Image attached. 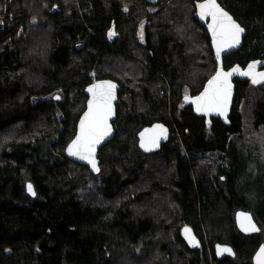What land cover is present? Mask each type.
Instances as JSON below:
<instances>
[{
	"label": "trees",
	"instance_id": "obj_1",
	"mask_svg": "<svg viewBox=\"0 0 264 264\" xmlns=\"http://www.w3.org/2000/svg\"><path fill=\"white\" fill-rule=\"evenodd\" d=\"M196 1H4L11 18L6 11L0 21V264H252L261 235L235 226L237 207L253 211L230 156L251 79H233L224 118L183 102L216 68ZM219 3L245 28L223 68L264 58V0ZM102 78L120 90L115 134L98 149L94 174L64 150L86 85ZM252 114L264 126V94ZM154 122L169 137L144 152L138 133ZM185 224L200 248L181 237ZM216 242L234 257L215 258Z\"/></svg>",
	"mask_w": 264,
	"mask_h": 264
},
{
	"label": "snow or ice",
	"instance_id": "obj_2",
	"mask_svg": "<svg viewBox=\"0 0 264 264\" xmlns=\"http://www.w3.org/2000/svg\"><path fill=\"white\" fill-rule=\"evenodd\" d=\"M201 19L210 17L212 23L209 24V29L212 32L214 43L216 45V54L219 58L223 46L229 48L236 47L240 43L241 34L245 31L231 16L225 12L217 0H204L203 3L197 5ZM143 26H141L142 28ZM114 33L110 32L109 36ZM142 38V31H141ZM254 62L248 65V70L241 72L238 68H233L229 72H224L222 69L216 72V75L208 82V87L200 95L192 100L196 105L197 111L216 110L220 114H224L230 98V80L229 78L234 73H239L244 76H251L253 84L264 83V72L255 73L256 64ZM115 85L110 81H101L93 84L87 89L92 94V99L88 102V111L80 121V131L72 143L68 146L67 151L70 156L78 157L81 160H87L92 165L94 171H99L95 161L96 146L110 134L111 126L108 123L112 115V101L115 99ZM59 99V97H56ZM187 100L188 97L186 96ZM156 128L161 132H166L162 125H157ZM143 136V134H142ZM158 136H153L149 143L153 146H158ZM141 147L146 151L151 150L145 142H141ZM28 192L35 195L32 185L29 184ZM238 218L241 219V228L245 231H259L256 225L252 222L250 215L246 213H238ZM190 231L185 229V232ZM229 253L231 249L227 247H218V254ZM258 264H264V247H261L257 257Z\"/></svg>",
	"mask_w": 264,
	"mask_h": 264
},
{
	"label": "water",
	"instance_id": "obj_3",
	"mask_svg": "<svg viewBox=\"0 0 264 264\" xmlns=\"http://www.w3.org/2000/svg\"><path fill=\"white\" fill-rule=\"evenodd\" d=\"M145 1H147V2H156L157 0H145ZM203 2H204V0H200V1H196V2H195V11H194V14H193V15H194V17L198 20V22H199L200 24H202V25L205 26V29H206V31H207V33H208V36H209V40H210V44H211V48H212V51H213L214 61H215V63H216V68H215L214 73H213V74H212V75L206 80V82H205L203 88L201 89V91H200L197 95L191 97L189 101L191 102V104H192V106H193V111H194L196 114H199V115H203V116H205V117H208L209 115H215V114H217V113H216V110H210V111H203V110H202V111H197V110H196V105H195L194 103H192V100H194L195 97L200 96V95L205 91V89L208 87V82L213 78V76L216 75V72H217L218 70H221V69H222L224 72H229V71H231L233 68H238V69H240L241 72H243V71H247V70H248V65H249V64H252V63H254V62H259V63L256 64V68L254 69V72H255V73L264 72V69H263V68H264V58H262V59H258V60H254V61L248 63L245 67H241L240 65L235 64V65L231 66V67L228 68V69H224V68H223V56L226 55V54H228V53H230V52H232V51H234V50H236V49L240 46V44L242 43V38H243V36L245 35V31L241 34L239 45L236 46V47H232V48H229L227 45H224V46H223L224 50L221 51V54H220V56H219V58H218V57H217V54H216V45H215V43H214V38H213V35H212L211 30L209 29V24L212 23L211 18H210V17H205V18L201 19L200 15H199V8L197 7V5L200 4V3H203ZM217 3L220 5V7H221L225 12L228 13L229 16L232 17V19H233L236 23H238V22L233 18V16H232V15H231V14H230L225 8H223V7L221 6V4L219 3V0H217ZM238 24H239V23H238ZM239 25H240V24H239ZM240 26H241V25H240ZM241 27H242V26H241ZM242 28H244V27H242ZM244 30H245V28H244ZM235 78L243 79V80H244V79H251V76H250V75H249V76H244V75H240L239 73H234V74L229 78V80H230V98H231V94H232V91H233V84H232V81H233V79H235ZM101 81H110V82H112L116 87H115V90H114L115 99L112 101V115L110 116V118H109V120H108V123H109V125L111 126V132H110L109 135H107V136L101 141L100 144H98V145L96 146V150H95V161H96L97 167L99 168V159H98V157H97V155H98V149H99L102 145H104L105 143H107L109 140H111V139L114 137V134H115L114 127H113V121H114L115 118H116V105H117L118 102H119V99H118V92H119V90H120V86L118 85V83H117L116 81H114V80H112V79H108V78H102V79H96V80H93V81L90 82L88 85H86V87H85V89H84L85 94L87 95L85 109L82 111V113L80 114V116H79V118H78V120H77V124H76V132H75L74 136H73L72 139L68 142V144L66 145L65 150H64L65 155H66L69 159H71V160H73V161H75V162H78V163H81V164H84V165L88 166L89 169H90V171H91L92 173H94V174L97 173L98 171H94L93 168H92V165L89 164V163L87 162V160H81V159H79L78 157L70 156V155L68 154L67 148H68V146L72 143V141L76 138V136L79 134V131H80V121H81V119L84 117V114L88 111V102L92 99V94L89 93V92L87 91V89H88L89 87H91L93 84H97V83H99V82H101ZM230 98H229V101H230ZM229 101H228V103H229ZM227 109H228V108H227ZM157 125H162V126H163V129H166V132H161L160 129L156 128ZM142 134H143V136H142ZM153 136H158V137H159V138H158V146H153V145H151V144L149 143L150 139H151ZM168 137H169V129H168L167 125L164 124V123H162V122H154V123H152V124H150V125H147V126L143 127V128L140 130V132L138 133V146H139V148H140L142 151H144V152L155 151V150H156V149H157V148H158V147H159L164 141H166V140L168 139ZM142 140H143V142H145V144H146L149 148H151V150L146 151L145 148L141 147V142H142ZM29 184L32 185V183H31L30 181H26V183H25V190H26V192H27L30 196H33L32 194H30V193L28 192V187H27V186H28ZM32 188H33V191L35 192L33 185H32ZM238 213H246V214L250 215L251 218H252V222H253V223L256 225V227L259 229V226H258V224L256 223V221L254 220V218H253L251 212H250L249 210H244V209L238 208V209L235 210V212H234V223H235V226H236L237 230H238L241 234H243V235H251V234H255V233H257L258 231L252 232V231H245V230H242V228H241V219H242V218H238ZM186 228L189 229L190 231L185 232V229H186ZM180 235H181V237L183 238V240L185 241V243L187 244V246H188L189 248L195 249V248H198V247L200 246V241H199L198 237L195 235L193 229H192L189 225L185 224V225H183V226L181 227V229H180ZM218 247H221V248H223V247H227V248L231 249V254H229V253L218 254ZM261 247H264V244H263V243L259 244V246L257 247L256 251L254 252V254H253V256H252V263H253V264H258L257 257H258V254L260 253V249H261ZM214 254H215V256H216L217 258H222V257L225 256V255L233 256V255H234V251H233L232 247H231L229 244H227V243H219V242H216V243L214 244Z\"/></svg>",
	"mask_w": 264,
	"mask_h": 264
},
{
	"label": "rangeland",
	"instance_id": "obj_4",
	"mask_svg": "<svg viewBox=\"0 0 264 264\" xmlns=\"http://www.w3.org/2000/svg\"><path fill=\"white\" fill-rule=\"evenodd\" d=\"M251 88L241 104L242 130L233 135L230 156L233 161L237 190L248 201L255 217L264 224V126L253 122L252 106L264 90L250 81ZM187 93H185V97ZM184 97L183 102H188ZM228 108V104H227ZM224 114H219L225 117ZM28 180V179H26ZM264 235V229H262Z\"/></svg>",
	"mask_w": 264,
	"mask_h": 264
},
{
	"label": "flooded vegetation",
	"instance_id": "obj_5",
	"mask_svg": "<svg viewBox=\"0 0 264 264\" xmlns=\"http://www.w3.org/2000/svg\"><path fill=\"white\" fill-rule=\"evenodd\" d=\"M146 2H147V1H146ZM157 2H158V0H157L156 2H147V3H149L150 7L153 8V7H155V4H156ZM238 208H241V209H244V210H249L248 208H243V207H237L235 210H237ZM235 210H234V212H235ZM249 211H250V210H249ZM250 212H251V211H250ZM251 214H252L254 220L256 221V223H257L258 226H259V231H258L257 233H255V234H251V235H261V236H260L261 239H260V241L258 242L257 246L255 247V249L253 250L252 255H251V263H252V256H253L254 252L256 251L257 247H258L259 244H261V243L264 244V238H263V236H262V235H263V234H262V229H264V224L261 223V222H260V221L254 216L253 212H252ZM247 236H249V235H247ZM214 244H215V243H214ZM198 248H200V246H199ZM198 248H195V249H198ZM213 254H214V245H213ZM234 255H235V253H234ZM234 255H233V256L225 255V256H223V257H230V258H233ZM214 256H215V254H214ZM223 257H222V258H223ZM215 258H217V257L215 256ZM217 259H221V258H217ZM252 264H253V263H252Z\"/></svg>",
	"mask_w": 264,
	"mask_h": 264
},
{
	"label": "built area",
	"instance_id": "obj_6",
	"mask_svg": "<svg viewBox=\"0 0 264 264\" xmlns=\"http://www.w3.org/2000/svg\"><path fill=\"white\" fill-rule=\"evenodd\" d=\"M5 0H0V21H4L5 13L8 11ZM7 1V0H6ZM10 1V0H8ZM8 18H11V12L8 11Z\"/></svg>",
	"mask_w": 264,
	"mask_h": 264
},
{
	"label": "bare ground",
	"instance_id": "obj_7",
	"mask_svg": "<svg viewBox=\"0 0 264 264\" xmlns=\"http://www.w3.org/2000/svg\"><path fill=\"white\" fill-rule=\"evenodd\" d=\"M233 215H234V213H233Z\"/></svg>",
	"mask_w": 264,
	"mask_h": 264
}]
</instances>
